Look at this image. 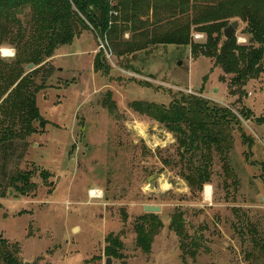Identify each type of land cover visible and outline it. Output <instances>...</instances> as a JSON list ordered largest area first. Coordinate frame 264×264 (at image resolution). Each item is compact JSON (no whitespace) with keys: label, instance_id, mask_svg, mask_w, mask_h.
Wrapping results in <instances>:
<instances>
[{"label":"rangeland","instance_id":"374dc122","mask_svg":"<svg viewBox=\"0 0 264 264\" xmlns=\"http://www.w3.org/2000/svg\"><path fill=\"white\" fill-rule=\"evenodd\" d=\"M234 21L232 37L251 45L241 33L246 24L237 18L229 25ZM194 30L192 36H203L194 43L205 44V34ZM99 39L84 30L41 65L24 66V75L39 67L46 74L47 80L35 79L43 85L36 105L46 125L34 123L37 132L30 136L19 123L0 125L12 133L0 145V241L17 246L22 264H106L107 258L108 264H264L258 245L264 241V74L239 95L232 76L190 46H156L108 59ZM7 49L14 57L1 55ZM98 53L109 67L106 74L94 71ZM15 55L11 46H0L3 62ZM183 96L235 116L226 156L213 147L183 155L171 133L130 109L133 101L167 107ZM107 99L114 109L103 105ZM191 167L206 170L201 189L180 176ZM17 172L33 174L36 189L29 196L11 187ZM92 192L97 196L91 198ZM145 206L159 210L149 254L137 244L135 230ZM109 235L121 241V259L105 256Z\"/></svg>","mask_w":264,"mask_h":264},{"label":"trees","instance_id":"16d2710c","mask_svg":"<svg viewBox=\"0 0 264 264\" xmlns=\"http://www.w3.org/2000/svg\"><path fill=\"white\" fill-rule=\"evenodd\" d=\"M237 18L246 24L241 33L250 37L251 45H238L235 37L224 39L229 20ZM192 28L205 34V44L194 43ZM89 29L106 37L116 58L156 46H190L193 54L214 59L224 75H231L230 85L237 87L239 95L249 81L264 74V0H0V46L16 51L13 62L0 60V113L4 118L0 125L10 120L13 128L19 123L24 136L36 134L34 123L41 128L46 125L36 105L43 85L35 83L38 77L45 80L46 74L39 67L24 75V66L41 65L56 49L71 44ZM101 54H96L93 68L106 74L109 67ZM103 105L115 108L110 99ZM130 109L171 133L183 155L213 147L226 156L231 148L229 128L235 116L221 107L209 106L204 99L183 96L167 107L133 101ZM11 137L10 129L0 128L2 148ZM205 172L203 167H191L180 176L188 187L201 189L207 180ZM32 176L17 172L10 185L21 196H29L36 189ZM41 176L46 182L48 175L41 172ZM154 226L160 227V222L153 214L142 215L135 225L137 244L145 254L151 251ZM106 242L105 256L121 259V241L109 235ZM258 245L264 256V241ZM18 254L16 245L0 241V264H22Z\"/></svg>","mask_w":264,"mask_h":264},{"label":"built area","instance_id":"2783aa9c","mask_svg":"<svg viewBox=\"0 0 264 264\" xmlns=\"http://www.w3.org/2000/svg\"><path fill=\"white\" fill-rule=\"evenodd\" d=\"M113 1V0H112ZM101 37V39H99V44H100V46H99V50H102L103 51V53L105 54V56L108 58V59H110L111 57H112V52H111V49H110V46H109V44H108V41H107V39H106V37L105 36H100ZM192 38H193V40L194 41H201V40H203V36L202 35H200V34H197V33H195L193 36H192ZM247 43V41H246V39L245 38H241V37H237V44L238 45H244V44H246ZM2 51L3 50H1V55L3 56V57H5V58H12V57H14V53L12 52V51H10V50H6L8 53L4 56L3 55V53H2ZM97 196V193L94 195V194H90V196ZM204 195H206V190H205V194Z\"/></svg>","mask_w":264,"mask_h":264},{"label":"water","instance_id":"95a60500","mask_svg":"<svg viewBox=\"0 0 264 264\" xmlns=\"http://www.w3.org/2000/svg\"><path fill=\"white\" fill-rule=\"evenodd\" d=\"M238 28V22L234 21L232 22L229 26H227L224 30H223V36L225 40H230L232 38V36L234 35V32L237 30ZM32 65H28L27 69H31ZM144 213L146 214H156L159 210L156 207H152V206H145L143 208ZM110 261L109 258L106 259V264H108V262ZM24 264H28V263H24Z\"/></svg>","mask_w":264,"mask_h":264},{"label":"bare ground","instance_id":"6f19581e","mask_svg":"<svg viewBox=\"0 0 264 264\" xmlns=\"http://www.w3.org/2000/svg\"><path fill=\"white\" fill-rule=\"evenodd\" d=\"M2 53H3V55L5 56L8 52L6 51V50H3L2 51ZM142 134H143V132H142ZM159 185H160V187L162 188V187H164V188H166V187H168L167 186V184H165L164 182H160V183H158ZM97 193V192H96ZM95 192H92L91 194H96ZM91 198H94L95 196H90ZM205 197H206V200H209V197H210V190H209V188L207 187L206 188V195H205Z\"/></svg>","mask_w":264,"mask_h":264}]
</instances>
